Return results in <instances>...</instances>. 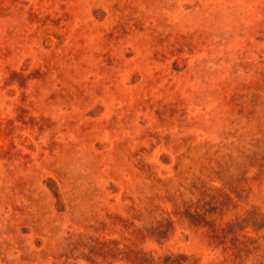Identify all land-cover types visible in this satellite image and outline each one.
<instances>
[{
	"label": "rangeland",
	"instance_id": "obj_1",
	"mask_svg": "<svg viewBox=\"0 0 264 264\" xmlns=\"http://www.w3.org/2000/svg\"><path fill=\"white\" fill-rule=\"evenodd\" d=\"M0 264H264V0H0Z\"/></svg>",
	"mask_w": 264,
	"mask_h": 264
}]
</instances>
